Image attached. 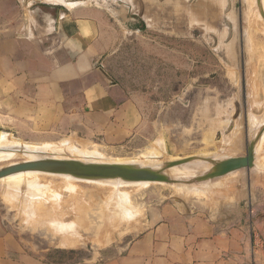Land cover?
I'll use <instances>...</instances> for the list:
<instances>
[{
  "label": "rangeland",
  "instance_id": "1",
  "mask_svg": "<svg viewBox=\"0 0 264 264\" xmlns=\"http://www.w3.org/2000/svg\"><path fill=\"white\" fill-rule=\"evenodd\" d=\"M34 2L41 19L53 6L64 12L77 5L103 11L100 34L110 44V52L102 56L107 61L104 71L141 109L143 126L137 135L111 142L102 134L72 127L24 126L0 111V131L7 134L0 140V150L13 156L0 151V169L55 158L85 163L74 150L98 153L101 160H93L97 158L93 154L86 163L110 160L157 167L191 161L166 171L171 183L138 182L141 188L120 178L82 179L30 170L0 178V264H99L105 250L124 249L142 231L152 206L162 202L191 207L214 220L242 215L252 225V250L263 249L259 234L264 230V130L258 129L264 122V0ZM250 144L251 168L204 178L213 169V160L244 157ZM257 147L261 149L256 152ZM13 150H35L33 157L45 158L33 159L29 153L30 160L24 153L13 155ZM141 161L154 164L142 166ZM36 191L44 198H30ZM125 196L135 214L120 221L116 203ZM75 220L80 241L71 238L74 246L59 245L69 237L55 233L51 223L76 225Z\"/></svg>",
  "mask_w": 264,
  "mask_h": 264
},
{
  "label": "crops",
  "instance_id": "2",
  "mask_svg": "<svg viewBox=\"0 0 264 264\" xmlns=\"http://www.w3.org/2000/svg\"><path fill=\"white\" fill-rule=\"evenodd\" d=\"M33 3L0 0V111L24 126L72 127L111 142L137 135L141 109L104 71L110 44L100 34L103 11L53 6L41 19ZM252 232L237 213L214 220L162 202L124 249L105 250L99 264H264Z\"/></svg>",
  "mask_w": 264,
  "mask_h": 264
},
{
  "label": "water",
  "instance_id": "3",
  "mask_svg": "<svg viewBox=\"0 0 264 264\" xmlns=\"http://www.w3.org/2000/svg\"><path fill=\"white\" fill-rule=\"evenodd\" d=\"M41 2L42 0H37ZM189 159L175 160L162 163L157 167L137 166L131 164L112 163H83L75 160L44 159L27 163H20L0 169V178L21 171H41L48 173H63L82 179H113L120 178L135 182H164L171 183L172 180L166 171L174 166L189 163ZM213 169L204 178H215L223 176L239 169H249L253 164V149L250 144L247 147L246 156L212 161Z\"/></svg>",
  "mask_w": 264,
  "mask_h": 264
},
{
  "label": "bare ground",
  "instance_id": "4",
  "mask_svg": "<svg viewBox=\"0 0 264 264\" xmlns=\"http://www.w3.org/2000/svg\"><path fill=\"white\" fill-rule=\"evenodd\" d=\"M261 122H262L261 124L259 123L261 128L258 129L260 132L264 130V122H263V121H261ZM255 126H257V124H256ZM258 126H259V125H258ZM258 126H257V127H258ZM257 127H256V128H257ZM253 128H255V127H253ZM262 129H263V130H262ZM253 130H254V129H253ZM253 132H254V131H253ZM261 133L264 134L263 132H261ZM262 134H261V135H262ZM255 136H256V135L253 133V134H252V138H253V137L255 138ZM263 136H264V135H263ZM6 137H7V134H5L4 132H1V131H0V140H1V139L6 140V139H7ZM261 139H264V138L262 137ZM252 140H253V139H252ZM254 140H255V139H254ZM254 140H253V141H254ZM2 141H3V140H1V142H2ZM262 141H263V140H262ZM6 142H7V141H6ZM254 142H255V141H254ZM259 142H260V141H259ZM20 143H21V142H20ZM20 143H19V144H20ZM261 143H262V142H260L259 144L262 145L264 142H263L262 144H261ZM3 145H4V144H3ZM15 145H16V144H15ZM33 145H34V144H33ZM35 145H37V144H35ZM39 145H40V144H39ZM41 145H42V144H41ZM41 145H40V146H41ZM251 145H252V144H251ZM253 145H254V144H253ZM255 145H256V144H255ZM255 145H254V147H255ZM260 145H259V146H260ZM4 146H5V145H4ZM28 146H29V145H28ZM42 146L44 147V145H42ZM1 147H2V146H1ZM38 147H39V146H38ZM260 147H261V146H260ZM2 148H3V147H2ZM32 148H33V147H32ZM39 148H40V147H39ZM258 148H259V147H257L256 152H257V150L261 149V148H259V149H258ZM33 149H36V148L34 147ZM41 149H42V148H41ZM67 149H68V148H67ZM9 150H11V149H9ZM28 150H29V149H28ZM0 151H1V150H0ZM5 151H6V150H5ZM13 151H14V150H13ZM18 151H19V150H18ZM18 151H16L17 154H18V153H22V154H23L24 152H26V149H25L24 152H22V151H21V152H20V151L18 152ZM32 151H35V150H31L30 152L28 151V153H24L23 155H25V154L27 155V154L31 153ZM67 151H68V150H67ZM3 152H4V151H1V153H2L3 155H4L5 153H6L7 155H9V153H8L7 151L4 152V153H3ZM10 152H11V151H10ZM14 152H15V151H14ZM14 152H12L13 155L16 154V152H15V153H14ZM36 152H37V151H36ZM38 152H39V151H38ZM69 152H70V151H69ZM74 152L79 153L78 156L75 155V158H76V156H77V157L80 156V157H79L80 159H78V160H82V161H84V160H83V157H85V158H84V159H85V163H86L87 159H90V158L92 159V158H94V155H96V157L98 156V153H97V154H94L95 151H94V153H93L94 155L92 154L93 151H89V152H88V151H86V150H85V151H84V150H82V151H78V150L75 151V150H74ZM1 153H0V154H1ZM33 153H34V152H33ZM44 153H45V151H44ZM254 153H255V151H254ZM6 154H5V156H7ZM10 154H11V153H10ZM35 154H36V153H35ZM72 154H73V153H72ZM148 154H149V153H148ZM150 154H153V153H150ZM31 155H32V153H31ZM31 155H27V156L29 157V156H31ZM37 155H38V154H37ZM37 155H36V156H37ZM39 155H40V156H39ZM39 155H38L39 158H40L41 156H43V155H41V154H39ZM91 155H92L93 157H91ZM99 155H100V154H99ZM10 156H11V155H9L8 157H10ZM15 156H17V155H15ZM15 156H14V157H15ZM36 156L33 157V155H32L31 157L34 159ZM253 156H254V155H253ZM0 157H2V156H0ZM3 157H4V156H3ZM11 157L13 158V156H11ZM43 157L45 158V156H43ZM58 157H59V156H58ZM81 157H82V159H81ZM87 157H88V158H87ZM99 157H100V156H99ZM149 157H150V156H149ZM153 157H154V156H153ZM153 157H152V158H153ZM21 158H22V157H21ZM36 158H37V157H36ZM41 158H42V157H41ZM59 158H60V157H59ZM86 158H87V159H86ZM152 158H149V159H152ZM25 159H26V158H25ZM29 159H30V157H29ZM55 159H56V158H55ZM57 159H58V158H57ZM60 159H61V158H60ZM65 159H66V158H65ZM99 159H100V158L97 157V158H94L93 160H99ZM30 160H31V159H30ZM76 160H77V159H76ZM100 160H101V159H100ZM109 161H110V160H108V163H109ZM135 161H136V160H135ZM145 161H146V160H145ZM145 161H141V162H142V166H144V165H146V164H148V165H150V164L153 165V164H154V162H153V163L150 162V163H146V164H145V163H144ZM24 162H25V161H24ZM88 162H91V163H92L93 161L91 160V161H88ZM88 162H87V163H88ZM95 162H98V161H95ZM95 162H94V163H95ZM101 162H102V161H101ZM101 162H100V163H101ZM110 162H113V161H110ZM119 162H120V161H119ZM119 162H118V163H119ZM129 162H130V161H129ZM139 162H140V161H139ZM83 163H84V162H83ZM98 163H99V162H98ZM104 163H105V162H104ZM106 163H107V162H106ZM121 163H125V162L123 161V162H121ZM126 163H127V162H126ZM130 163H132V161H131ZM156 163H157V161L155 162V164H156ZM113 164H114V163H113ZM115 164H117V162H116ZM143 164H144V165H143ZM10 165H11V164H10ZM13 165H14V164H13ZM13 165H12V166H13ZM8 166H9V165H8ZM5 167H6V166H5ZM1 168H2V167H1ZM182 168H183V167H182ZM206 170H207V169H206ZM21 172L24 173L23 171H21ZM26 172H28V171H26ZM17 174H18V173H17ZM17 174H16V176L19 175V174H18V175H17ZM57 174H58V173H57ZM57 174H56V176H57ZM13 175H14L13 177H16L15 174H13ZM61 175H62V174H61ZM61 175H59V177H66V176H64L65 174H64L63 176H61ZM67 175H68V174H67ZM6 177H8V176H6ZM10 177H11V176H9L7 179H10ZM13 177H11V178H13ZM37 177H38V176H37ZM52 177H53V176H52ZM66 178H67V177H66ZM68 178H72V177H68ZM1 179H2V178H1ZM73 180H75V179H73ZM86 181H87V180H86ZM103 181H104V180H103ZM105 181H106V180H105ZM111 181H112V180H111ZM116 181H117V180H116ZM68 182H70V181H68ZM68 182L65 181L66 184H68ZM89 182H91V181H88V183H89ZM93 182H94V181H93ZM99 182H100V181H99ZM106 182H108V181H106ZM119 182H120V183H117V185L121 184V181H119ZM6 183H7V182H6ZM91 183H92V182H91ZM96 183H97V182H96ZM96 183H95V184H96ZM102 183H103V182H102V180H101V184H102ZM111 183H112V182H110V184H111ZM133 183H134V182H133ZM133 183L131 184L132 186H134ZM139 183H140V184H143V183H141V182H139ZM139 183H138V182H137V183L135 182V185L138 184L137 186L140 187L141 185L139 186ZM144 183H145V182H144ZM149 183H151V182H149ZM97 184H98V183H97ZM105 184H106V183H105ZM113 184H114V182H113ZM113 184H111V185H113ZM115 184H116V183H115ZM145 184H148V183L146 182ZM152 184H153V183H152ZM69 185H70V184H69ZM122 185H124V184H122ZM126 185H127V183H126ZM126 185H124V186L126 187ZM128 185H129V184H128ZM128 185H127V187H128ZM148 185H149V184H148ZM205 185H206V184H205ZM108 186H109V185H108ZM115 186H116V185H115ZM129 186H130V185H129ZM132 186H131V187H132ZM144 186L146 187V185H144ZM192 186H193V185H192ZM34 187H35V186H34ZM65 187H66V186H65ZM117 187H118V186H117ZM121 187H122V186H121ZM196 187H197V186H196ZM196 187H195V188H196ZM200 187H202V186H200ZM200 187H199V188H200ZM35 188H36V187H35ZM40 188H41V187H40ZM42 188H45V189L48 191V189H47L46 187H42ZM42 188H41V189H42ZM114 188H115V187H114ZM140 188H141V187H140ZM187 188H188V187H187ZM195 188H193V189H195ZM65 189H66V188H65ZM184 189H185V188H184ZM202 189H203V188H202ZM196 190H197V188H196ZM196 190H195V191H196ZM205 190H206V189H205ZM37 191H38V190H37ZM37 191H36V194H34L35 192H33L30 198H32V196H35V197H33L34 199H35V198H39V197H40V198H44V197H43L41 194H39ZM186 191H187V189H186ZM199 191H200V190H198V193L200 194ZM19 192H20V191H19ZM39 192H40V191H39ZM44 192H46V191H44ZM44 192H42V193H44ZM187 192H188V191H187ZM191 192H192V191H191ZM203 192H204V190L202 191V193H203ZM51 193H54V192H51ZM121 193H122V192H121ZM188 193H190V192H188ZM193 193H194V192H193ZM206 193H207V191H206L205 193H203V194H206ZM48 194H49V193H48ZM55 194H56V193H55ZM194 194H195V193H194ZM25 195H26V194H25ZM28 195H29V194H28ZM40 195H41L42 197H41ZM43 195H44V194H43ZM123 195H126V194H123ZM50 196H51V195H50ZM50 196H49V198H52L54 195H52L51 197H50ZM55 196H56V195H55ZM45 197H46V195H45ZM121 197H122V196H121ZM125 197H126V198L123 197L122 199H120L121 201H119V203H116L117 205L119 204V205H118V208H117L118 211H116V212L119 213V219H120V221H121L122 218L126 219V218L131 217L133 213L135 214V212H134L133 209H132L131 203H130V201L128 200V199H129L128 196H125ZM27 198H29V197H27ZM54 198H56V197H54ZM34 199H33V200H34ZM37 200H38V199H37ZM118 200H119V199H118ZM114 202H115V201H114ZM39 203H40V202H39ZM29 204H30V203H29ZM37 204H38V203H37ZM114 204H115V203H114ZM38 205H39V204H38ZM38 205H36V207H37L38 211H41L42 208H39ZM29 206H30V205H29ZM23 207H24V206H23ZM40 207H41V206H40ZM113 208H114V206H113ZM24 209H25V208H24ZM39 209H40V210H39ZM134 209H136V208H134ZM26 211H27V210H26ZM114 212H115V211H112L111 214L114 213ZM108 214H109V213H108ZM114 215H115V214H114ZM137 215H138V214H137ZM105 216H106V214H105ZM108 216H109V215H108ZM116 216H117V214H116ZM133 216H135V215H133ZM112 217L114 218V216H112ZM102 218H103V217H102ZM104 218H106V217H104ZM109 218H110V217H109ZM113 218H111V219H113ZM103 220H104V219H103ZM105 220H106V219H105ZM132 220H133V218H132ZM106 221L109 223L108 219H107ZM117 221H118V220H117ZM123 221H124V220H123ZM130 221H131V220H130ZM74 222L76 223V220H75ZM104 222H105V221H104ZM107 222H106L105 226H107V224H108ZM127 222H128V221H127ZM128 223H129V222H128ZM111 224L113 225V223H111ZM118 224H119V223H118ZM115 225H116V224H115ZM51 226H52V228H54V229H52V230L55 231V233H56V232H58V233L61 232V233L63 234V236L66 235L67 238H68V237L70 238V239H69V238H68V239H64V242H62V243L59 244V245L69 247V244H70V245L74 246V245L72 244V243H74V242L71 243L69 240H71V238H72L73 240H74V239L79 240V239H78L79 237H76V234L78 235V232H79V231L77 230V226H78L77 223H76V225H75L74 223H72V224H67V223H62V222L54 221V222L51 223ZM103 228H104V227H102V230H104ZM105 228H106V227H105ZM109 229H111V228H109ZM111 230H112V229H111ZM100 231H101V229H100ZM101 232H102V231H101ZM66 236H65V238H66ZM74 236H75L76 238H75ZM78 236H79V235H78ZM73 237H74V238H73ZM80 239H81V238H80ZM73 240H72V241H73ZM79 241H80V240H79ZM76 242H77V241H76ZM67 245H68V246H67ZM75 245H76V244H75Z\"/></svg>",
  "mask_w": 264,
  "mask_h": 264
}]
</instances>
